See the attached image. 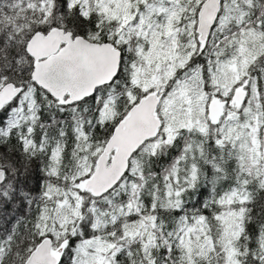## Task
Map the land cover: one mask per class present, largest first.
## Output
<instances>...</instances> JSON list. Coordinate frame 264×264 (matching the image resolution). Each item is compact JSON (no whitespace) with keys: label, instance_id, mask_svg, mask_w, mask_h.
I'll list each match as a JSON object with an SVG mask.
<instances>
[{"label":"snow or ice","instance_id":"obj_1","mask_svg":"<svg viewBox=\"0 0 264 264\" xmlns=\"http://www.w3.org/2000/svg\"><path fill=\"white\" fill-rule=\"evenodd\" d=\"M0 264H264V0H0Z\"/></svg>","mask_w":264,"mask_h":264}]
</instances>
